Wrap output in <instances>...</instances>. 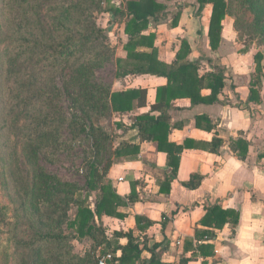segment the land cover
Here are the masks:
<instances>
[{"label": "trees", "instance_id": "1", "mask_svg": "<svg viewBox=\"0 0 264 264\" xmlns=\"http://www.w3.org/2000/svg\"><path fill=\"white\" fill-rule=\"evenodd\" d=\"M165 1L168 0H59L51 8L50 35L44 39L38 30H31L32 20L22 18L13 0H1L0 16L6 22L2 19L5 27L0 30L3 45L0 52V112L5 117V126L19 136L17 153L27 165V172L26 177L18 181V185L14 184L12 190L15 193L14 207L19 201L14 208L18 212L16 221L13 224L6 222L0 211V223L4 222L6 227L7 243L22 252V264H48L52 259L56 260V264H97L98 259L106 254L111 255L107 264H163L154 254L157 244L150 248L147 242L138 241L130 232L119 231L107 235L96 218L102 214L113 215V209L121 203L105 183L107 171L117 161L136 160L140 143H156L157 150L166 154L168 166L176 173L179 156L183 150L190 149L191 142L186 140L182 145L168 142V133L175 126L170 124L169 111L176 100L189 99L191 105L222 103L218 97L229 79L225 75L226 69L213 66L211 60L205 58L188 61L190 49L186 40H181L180 48L170 64L158 60L156 33L151 29L167 17ZM103 2L105 7L101 6ZM197 3L198 15L206 5H211L207 36L212 51H216L220 44L222 24L226 17L233 22L238 54H246L251 43L264 46V0H197ZM86 9L109 15L112 23L122 25L123 34L127 36L123 47L125 59L115 60L116 79L150 75L166 80L164 86L157 88L153 104L148 106L146 89L128 88L112 92L109 86L96 81L93 72L101 67L104 61L102 57L108 59L107 52L110 50L105 30L96 24L94 17L90 14L82 17ZM179 19L180 12H177L168 27L176 28ZM239 43H242L241 47ZM253 59L255 77L248 88L246 107L250 103L260 102L264 55L257 52ZM63 64L71 69L66 81L71 101L90 121L87 126L75 116L69 127L72 131L77 129L78 135L83 134L85 140L91 141L93 160L86 186L87 192L96 191L93 203L89 201L88 193L82 196L84 188L75 183L61 182L39 163L40 159L58 152L61 145L67 144L60 142L58 135L64 122L57 107L59 93L49 85L52 80H48V76L55 74ZM202 89H208L210 94L202 96ZM144 108H147L145 112L136 113ZM112 114L120 117L115 126L121 132L115 139L95 124L97 120ZM127 115L132 117L131 127L137 131L139 144L120 141L113 145L112 141L120 138L128 129L122 123V118ZM203 122L209 123V119L206 116L195 117L196 127H201ZM207 129H212L210 123ZM192 143L214 154L222 146V140L216 137L208 143ZM231 143L236 157L245 158L250 142L238 138ZM12 151L9 149V153L15 157ZM104 158L106 161L103 164ZM8 165L10 167L11 161ZM202 179L201 175L192 174L182 185L195 189ZM128 200L132 201V198ZM69 205L76 208L74 219H69L67 215ZM215 206L205 208L204 225L214 218V229H220L227 222L235 223L237 218L233 217L231 211H223ZM165 221L163 216L162 223ZM64 228L70 232L66 234ZM203 234L209 239L215 236L213 232ZM69 238L79 242L88 241L90 250H86L83 256L68 253L61 256L54 252V249L62 248ZM120 239L127 240L125 246L119 245ZM197 249L201 255H206L211 247L201 244L197 245ZM117 251H120L119 256H116ZM143 252L150 253L151 257L141 260Z\"/></svg>", "mask_w": 264, "mask_h": 264}, {"label": "crops", "instance_id": "2", "mask_svg": "<svg viewBox=\"0 0 264 264\" xmlns=\"http://www.w3.org/2000/svg\"><path fill=\"white\" fill-rule=\"evenodd\" d=\"M182 2L184 5L177 11L180 19L176 28L167 26L166 32L156 30L161 26L151 29L156 33L157 58L170 64L184 39L190 49L188 61L205 58L211 60L213 66L230 69L231 74H225L229 79L218 97L222 103L191 105L189 99L173 103L169 117L170 124L175 126L168 133V142L182 145L186 140L191 141L190 149L183 150L179 156L176 173L168 166L166 154L157 150L156 143H138L137 131L131 127L132 117L122 118L128 129L117 142L139 144V154L134 161L115 162L107 171L105 183L121 203L113 209V215L102 214L96 222L107 235L130 232L133 238L147 242L150 248L157 244L154 254L163 264H264V103L239 105L243 99L246 103L255 74L238 72L246 70L253 57L236 52V33L229 17L223 21L220 44L212 51L207 36L211 5H206L198 15L197 0ZM122 35L125 41L118 48L115 60L125 59L123 47L127 36L123 31ZM165 84L164 78L150 75L125 80L114 76L110 88L112 92L146 89L149 106L154 103L157 88ZM263 91H259L260 101L264 100ZM209 94L208 89L201 90L202 96ZM146 110L139 109L136 113ZM197 116H206L212 129H207V122L196 127ZM214 137L222 140L216 154L193 146L192 142L208 143ZM238 138L250 142L243 159L236 157L231 143ZM192 174L201 175L203 179L195 189H187L182 184ZM130 197L132 201L128 200ZM213 205L231 211L237 218L235 223L227 222L220 229H214V218L204 225L205 208ZM203 232H213L215 236L209 239ZM126 243V239L119 240L121 246ZM201 244L211 247L206 255H201L197 249ZM119 255L117 251L116 256ZM150 257V253L143 252L140 258L148 260Z\"/></svg>", "mask_w": 264, "mask_h": 264}, {"label": "rangeland", "instance_id": "3", "mask_svg": "<svg viewBox=\"0 0 264 264\" xmlns=\"http://www.w3.org/2000/svg\"><path fill=\"white\" fill-rule=\"evenodd\" d=\"M114 2H125L127 0H113ZM1 2V0H0ZM16 4V8L19 9L20 15L25 20H32V29L34 31H39L40 36L44 39L48 38L50 35L51 21L50 14L51 8L53 5L59 3V0H13ZM164 4L167 6V17L163 19L159 24L156 30H163L166 32L167 26L169 25V21L172 16L180 10V8L184 5L182 0H177L176 2H172L171 0L165 1ZM187 4V3H186ZM170 5V7H169ZM105 7L104 2L101 5ZM169 7V9H168ZM0 10V14H1ZM88 14L94 17L96 24L105 30V34L107 36L106 43L109 46L110 52L106 49L108 55V59L103 58V63L101 67H98L94 70V77L98 83L112 86V81L115 74V58L117 54L118 48L122 45V42L125 41L124 36L122 35V25L117 23H112L109 15L102 14L101 12H92L86 9L82 13L83 16H87ZM84 18V17H83ZM3 17L0 16V30L4 29V23H2ZM4 21V19H3ZM231 21V20H230ZM6 22V21H4ZM232 22V21H231ZM164 36V35H162ZM237 44V40H236ZM242 43H239L241 47ZM98 45V43H96ZM236 46V45H235ZM3 49V45L0 40V52ZM257 52H261L264 55V46H259L256 43H251L247 54L254 58V55ZM110 55V56H109ZM248 60L249 57H248ZM2 59H0V66ZM5 69V64H3ZM70 66L63 64L60 66L55 74L52 76H48V80H52L50 86H54L55 91H58L59 102L58 109L60 110V114L63 118V123L61 124L60 129L58 130V135L60 137V142H65L67 144L61 145L58 149V152L49 155L47 158L40 159V166L49 174L55 175L61 182L75 183L84 190L81 192L82 196L89 194V201L91 203L95 200L96 191H89L86 186V182L89 179L90 172V162L93 160L90 153L91 149V141L85 140V136L83 134L78 135V130L69 127L70 121L76 118H81L82 121L88 126L90 121H88L79 111L75 104L72 103L71 98L69 96L70 92L68 90V86L66 81L68 80L71 72ZM238 72V71H237ZM225 74H231L230 69L225 71ZM238 74H255V61H250V64L247 66L246 70L238 72ZM264 89V60H263V72H262V83L260 87V91ZM264 92V91H263ZM56 94V93H54ZM243 101H239V105L245 107V99ZM260 103H264V100L261 99ZM259 114V113H258ZM257 114V115H258ZM256 116V115H255ZM118 122V117L116 114H112L106 118L101 120H97L95 124H98L102 128H104L109 134H111L112 138L115 139L116 135L120 134V130H118L115 126ZM5 123V117L2 116L0 112V211L5 216L6 222L13 224L16 221L17 213L14 208L19 205V201L17 206L14 207V196L15 193L12 192L15 185H18V181H22L26 177L27 165H25L23 158H21L17 151L18 139L19 136L13 134V129H8ZM18 125L15 126V131H17ZM76 135V137H74ZM117 140H113L112 144L114 145ZM17 148V150H16ZM9 149L13 150L12 153L15 157L9 153ZM108 156H105V158ZM104 158L103 164L106 159ZM11 161V171L8 165V162ZM103 164L100 168H102ZM101 171V170H100ZM28 175V174H27ZM15 184V185H14ZM75 206L69 205L67 215L69 219H74L75 215ZM24 223V222H23ZM23 225V224H21ZM6 227L4 226V222L0 223V264H22L23 255L21 251H17L12 247L11 244L7 243L6 235ZM64 232L68 234L70 231L64 228ZM20 233H18V237ZM88 241L79 242L74 239H70L65 243L62 248L54 249V252L63 256L65 253L75 254L78 256H83L84 252L88 248ZM16 250V251H15ZM45 250H50V248H46ZM7 255V257H4ZM51 256V255H50ZM52 259V258H51ZM53 261V262H52ZM48 264H56V260L52 259Z\"/></svg>", "mask_w": 264, "mask_h": 264}, {"label": "built area", "instance_id": "4", "mask_svg": "<svg viewBox=\"0 0 264 264\" xmlns=\"http://www.w3.org/2000/svg\"><path fill=\"white\" fill-rule=\"evenodd\" d=\"M110 259H111V255L109 254L103 255L98 259L97 264H107Z\"/></svg>", "mask_w": 264, "mask_h": 264}]
</instances>
